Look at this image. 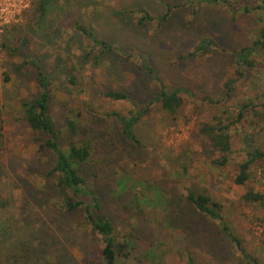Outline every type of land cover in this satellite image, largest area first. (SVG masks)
<instances>
[{
  "label": "rangeland",
  "instance_id": "1",
  "mask_svg": "<svg viewBox=\"0 0 264 264\" xmlns=\"http://www.w3.org/2000/svg\"><path fill=\"white\" fill-rule=\"evenodd\" d=\"M237 1L261 3L229 0L230 8L210 0H52L38 18V0H0L5 11H15L0 26V200L6 201L0 224L9 226L12 235L4 243L0 237V264H102L100 237L82 228L79 213L56 210L58 194L41 174L48 159L37 151L44 136L22 119L21 100L40 90L35 64L49 76L57 142L68 146L69 115L77 121L79 138L90 144L80 170L113 222L118 242L125 244L126 255L117 264H185L188 257L193 264H264V199L243 198L250 189L264 194V159L252 165L243 185L233 182L244 149L264 150V52L254 57L253 67L240 68V78L234 62L235 52L255 38L257 18L264 13H235ZM166 4L172 8L161 18ZM139 9L152 18L139 24L144 15ZM75 20L121 48L98 55V47L72 30ZM203 40L211 43L209 51L189 55ZM123 50L133 56L121 61ZM153 74L167 86L187 90L174 114L149 104L157 90ZM229 78L236 82L225 96ZM110 89L128 93L138 106L103 97ZM211 97L220 102L210 103ZM249 100L251 111L231 128V152L219 165L220 155L200 125L215 114H236L239 104ZM147 106L133 127L136 146L109 113ZM187 187L218 202L240 247L222 232L219 221L186 200Z\"/></svg>",
  "mask_w": 264,
  "mask_h": 264
},
{
  "label": "trees",
  "instance_id": "2",
  "mask_svg": "<svg viewBox=\"0 0 264 264\" xmlns=\"http://www.w3.org/2000/svg\"><path fill=\"white\" fill-rule=\"evenodd\" d=\"M52 0H38L36 11L38 18H42L46 14L47 6ZM212 2H219L226 7H232L229 0H210ZM233 8L235 13L237 11L243 13H251L254 11H263L264 13V0H261L260 4L247 5L240 1L234 2ZM166 11L161 15V18H165L171 10V5L166 4ZM142 12V15L138 19V23L141 24L148 17L152 18L144 10H138ZM261 13V12H260ZM122 19V18H120ZM258 26L256 30L255 38L250 41L249 45L243 46L240 50L235 52L234 62L236 64V73L239 78L244 74L240 68L253 67L255 64L254 57L259 52H264V14H261L257 18ZM72 30H74L83 41L88 40L92 45L99 48L98 55L104 54V52H115L121 48L120 43H113L100 37L91 28L85 26L80 21H70ZM210 44L208 41L203 40L196 48L189 52V55H195L197 52L205 54L209 51ZM84 47H81L83 51ZM91 49V47H90ZM128 53V54H127ZM132 52L123 50L119 55L122 57L121 61L125 57L133 56ZM89 56V50L85 53ZM97 57V56H96ZM140 64L142 68L152 73V69L146 62L140 58ZM35 64V62H34ZM36 66L35 82L39 87V92L31 97L24 98L20 102V110L22 113V119L27 123L32 132L43 134L44 138L39 143L37 151L39 158L45 157L49 164L45 173H41L43 179H45L47 186L55 190L58 194V201L56 202V210L59 213L64 214H80L82 228H89L91 232L97 234L102 242L100 248V259L102 264H117L118 258L121 257L122 249L125 244H120L115 235V229L110 217L105 215L101 209V202L99 196L94 191L93 185L85 176L81 173L80 164L88 159L91 152V147L88 141L82 140L78 136L77 121L74 117L67 115L66 126L67 135L69 137L68 146L63 148L57 142L58 128L55 119L50 113L49 101L50 95V80L49 76L41 69L38 64ZM157 90L155 95L151 98L149 104L158 103L163 110L174 114L183 105V92H187L186 89L180 86H167L162 78L158 75L152 76ZM236 79L229 78L225 82L226 93L225 96H229L230 92L234 89ZM102 96L109 100L116 101H130L135 106L137 103L133 102L131 95L121 90H107L102 92ZM210 103H219V98H208ZM251 100L247 103L239 104L236 114L229 113L226 116L215 114L212 117V121L204 122L200 125V133H202L210 147L219 153V158L215 161L219 165H224L228 160V154L231 152V128L239 123L246 113L251 111ZM148 104V105H149ZM149 106L140 108L137 107L134 111H130L128 114H121L117 112H110L111 116H114L117 121L122 125V136L135 144L140 146L139 139L133 131L135 123L146 113ZM244 151L246 152L245 158L238 163V171L233 178V182L238 185H243L249 177V171L252 165L260 159H264V150L260 146L251 148L247 146ZM185 168V167H184ZM123 182V180H120ZM148 196H145L147 198ZM156 197H159L158 195ZM186 200L202 215L209 217L213 220L219 221L222 232L233 239L240 247L239 241L231 235L228 226L223 222L220 215V205L211 195L206 192H197L192 188H186L185 194ZM243 198L249 202H260L264 199V194L254 191L252 189L246 191L243 194ZM6 206L5 200H0V209L2 210ZM11 230L5 223L0 224V237L2 242H6L11 237ZM7 246H12L11 244ZM123 247V248H122ZM1 248V247H0ZM21 252L25 251L24 247H18ZM1 250V249H0ZM126 255V254H125ZM252 264H261L257 260H252ZM185 264H193L192 258L188 257Z\"/></svg>",
  "mask_w": 264,
  "mask_h": 264
},
{
  "label": "built area",
  "instance_id": "3",
  "mask_svg": "<svg viewBox=\"0 0 264 264\" xmlns=\"http://www.w3.org/2000/svg\"><path fill=\"white\" fill-rule=\"evenodd\" d=\"M15 15V11H8L4 9L0 3V26L4 23L9 22Z\"/></svg>",
  "mask_w": 264,
  "mask_h": 264
}]
</instances>
